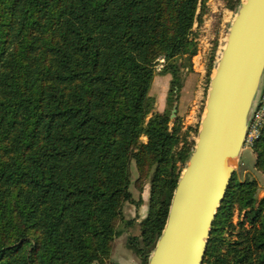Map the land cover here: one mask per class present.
I'll return each mask as SVG.
<instances>
[{"label":"trees","instance_id":"1","mask_svg":"<svg viewBox=\"0 0 264 264\" xmlns=\"http://www.w3.org/2000/svg\"><path fill=\"white\" fill-rule=\"evenodd\" d=\"M206 2L0 0V264H111L136 223L124 207L142 202L132 162L134 188L150 191L129 246L149 263L195 145L171 114ZM156 75L171 77L163 112L150 95ZM251 149L264 174V127ZM258 191L233 176L203 264H264Z\"/></svg>","mask_w":264,"mask_h":264},{"label":"water","instance_id":"2","mask_svg":"<svg viewBox=\"0 0 264 264\" xmlns=\"http://www.w3.org/2000/svg\"><path fill=\"white\" fill-rule=\"evenodd\" d=\"M264 88V0H242L215 63L193 152L148 264H203ZM177 112L175 104L171 118Z\"/></svg>","mask_w":264,"mask_h":264},{"label":"rangeland","instance_id":"3","mask_svg":"<svg viewBox=\"0 0 264 264\" xmlns=\"http://www.w3.org/2000/svg\"><path fill=\"white\" fill-rule=\"evenodd\" d=\"M229 0H207V12L202 17L201 24H195L194 30L199 43L198 55L193 59V72L186 77L184 87L179 98V107L171 121L173 122L177 116L183 118V131L189 128L192 130L188 134L189 141L196 144L200 123L205 113L208 91L210 88L211 78L214 75V67L217 58L223 48L225 37L231 26L238 8L231 10L228 7ZM242 2V0H241ZM161 65L157 66L159 71ZM169 77L156 75L150 95L156 99V111H160L162 105L165 107V99L169 89ZM264 91V88H263ZM263 93V92H262ZM177 105V104H176ZM175 106V105H174ZM164 110V109H163ZM195 147V145H194ZM256 157L250 147L244 148L241 161L236 170L239 180L244 181L256 180L259 185L258 198L264 197V174L255 169ZM131 170V191L134 193L136 200L142 199L140 208L135 205L126 204L124 207L125 218L127 220L145 219L149 209V191L147 184L142 195L134 188V182L138 177L135 163L132 162ZM243 218V214L236 213L234 222L237 223ZM139 228V226H136ZM136 227L130 228L132 231ZM129 229V230H130ZM134 236V235H132ZM129 233L125 232L118 240V246L126 251L125 254H136L134 249L129 246Z\"/></svg>","mask_w":264,"mask_h":264},{"label":"crops","instance_id":"4","mask_svg":"<svg viewBox=\"0 0 264 264\" xmlns=\"http://www.w3.org/2000/svg\"><path fill=\"white\" fill-rule=\"evenodd\" d=\"M165 77H169L168 78L169 81L171 80L170 76H165ZM177 105L179 107V103ZM165 107H166V99H165ZM165 107L163 108V105H162L160 111H158V112H163L164 111L163 109H165ZM148 211H149V209H148ZM141 221H142V219H140V218L137 219L136 223L133 224L132 226H130L127 230H124L123 233L121 234V236L125 232L129 233L130 236H132V235L139 236L140 235V229L136 226H138V223H140ZM132 227H136L137 229L132 231L130 229ZM121 236L115 240L113 252H112V257H111V264H142L141 259L136 254H125L124 252H126V251L122 250V247L120 245L118 246V240L121 238Z\"/></svg>","mask_w":264,"mask_h":264},{"label":"built area","instance_id":"5","mask_svg":"<svg viewBox=\"0 0 264 264\" xmlns=\"http://www.w3.org/2000/svg\"><path fill=\"white\" fill-rule=\"evenodd\" d=\"M264 91L261 96L259 106L254 114L252 124L246 137L245 146L252 147L254 142L259 138L262 128L264 127Z\"/></svg>","mask_w":264,"mask_h":264},{"label":"bare ground","instance_id":"6","mask_svg":"<svg viewBox=\"0 0 264 264\" xmlns=\"http://www.w3.org/2000/svg\"><path fill=\"white\" fill-rule=\"evenodd\" d=\"M226 36H227V34H226ZM225 44H226V37H225V41H224V44H223V48H224ZM223 48H222V49H223Z\"/></svg>","mask_w":264,"mask_h":264}]
</instances>
